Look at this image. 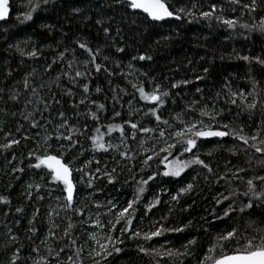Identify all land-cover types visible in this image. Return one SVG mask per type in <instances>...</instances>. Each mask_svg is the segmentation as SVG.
<instances>
[{"label": "rangeland", "instance_id": "obj_1", "mask_svg": "<svg viewBox=\"0 0 264 264\" xmlns=\"http://www.w3.org/2000/svg\"><path fill=\"white\" fill-rule=\"evenodd\" d=\"M227 1L235 3L238 7L237 9H241L242 13H239ZM166 2L169 8L178 15L189 16L187 11H191L195 13L196 17L195 9L198 7L196 0H166ZM210 2L209 8H198L200 13L211 11L212 5H215V13L218 17H221V21L223 19L234 20L237 24H241V28H246L245 25L247 23L249 27L258 26L261 19L264 18V0H255L254 11L251 8L244 7V5H252L253 0H239V2H234V0H210ZM32 3L33 0H11L12 21L18 24L21 23ZM90 7L93 6L91 5ZM181 8L186 9V12L180 13L179 9ZM81 10L84 11L83 9ZM89 11L93 14L95 13L94 9ZM89 11H80V14L92 16L87 14ZM241 16L247 23L240 20ZM189 17L193 19L192 16ZM97 18L98 26L103 27L105 21L100 19L101 16H97ZM177 21L169 20L168 25L162 32L154 33L143 43L139 42L141 43L139 47L132 44L123 57L114 55L110 50L113 46L115 47V43L118 40H121L120 34L116 32L110 36L108 32L105 33L104 31L106 27L101 28L103 34L100 40L93 41L86 37L85 34L79 33L77 35L79 36L78 43H87L88 47L90 46L94 51L95 60L98 59L99 64L105 65L109 69L108 72L114 75H124L125 79L130 80L133 84L143 82L150 91L156 85L160 86L161 91L167 89L178 91L183 84H179L178 87H172V85L183 81V79L181 76L172 73L170 68L158 69L155 66L158 62V57L155 58L152 65L140 64L136 59H133V57H136L138 48L143 47L142 49L146 52L150 50L156 52V45L160 47L168 46V49H171L173 46L171 43L173 33L177 30ZM168 30L171 31L169 32ZM9 31L6 26L0 27L2 51L5 54H9L14 49L18 53H23V34L15 35L12 39L8 37ZM231 35L232 31L228 28L222 32L224 39H229ZM108 36L111 38H106ZM235 52L236 50H232V54ZM74 54L61 55L69 83L53 87L55 93L48 96L42 107L45 123L38 126L36 130H32L30 125L33 123L32 118L37 107L35 104H29L24 107V118L29 121V126L23 133L29 144L24 153L25 158L21 163L26 166L29 172L22 181L15 205L16 208H14L15 211L17 208L26 210L27 218L24 223L18 217L8 216V205L6 207V202L3 200L8 198L10 194V173L8 167L12 163H16L17 157L10 152H6L7 149L3 147L5 144L12 145L14 138L0 135V241L4 240L5 242L8 239L11 242V244L4 246L6 252L3 248H1L2 250L0 249V264H95V261L98 260L100 264H146V261L133 251L136 247L138 251L140 247L150 249V252L154 254L156 252L151 250H157L160 253L159 256L173 259L174 264H200L207 254V250L217 243L216 237L226 230L233 229L231 227L228 229L225 227L217 229L214 232V240L201 244L197 261L192 259V247L200 236L198 217L199 215L203 216L204 213L192 215L188 212L194 205L199 204V199H202L201 187L198 182V175L203 167L202 165H196L188 169L179 177L165 176L158 185L151 187L143 198L133 205L135 212L129 217L132 220L131 225L128 226L131 229L130 231L124 232L121 236L120 230L126 226L125 221L121 220L119 224L115 223L119 211L137 196L133 194V187L138 186L142 180H146L151 175L146 169L147 164L156 157L161 149L174 144V141L175 143L177 142V138L173 133L184 127L181 121L195 120L191 116L183 118V110L174 106L175 97L179 96L183 90H181V93H170L165 98V103L160 110L161 119L153 122L155 127L157 126L160 131L166 134L165 139L161 142L159 137L149 138L144 134H138L137 130L132 129L131 124L127 123V121H132L134 110L128 104L122 102L116 85H114V88L111 87L109 91L103 92L100 89V84L95 82L90 88L89 93L92 94L91 96H88V92H84V85H87V82L94 78V69L92 64L88 62L89 59L86 55L83 54L81 56L78 52ZM241 54L250 56L248 48L241 51ZM3 61V63H0L1 69L8 64V57L4 56ZM70 64L71 67H69ZM76 71L85 72L86 74L83 77H76ZM73 77L75 78L74 82ZM31 78V84L33 88H36L35 90L42 91L47 85L41 77ZM262 81L264 86V77ZM226 85L230 91L231 100H236L234 106L245 107L248 103L257 102V93L254 87L248 83L244 81L233 82V79L227 77ZM97 88L100 89L99 92L96 91ZM69 91L71 95H68ZM233 92L237 95L232 96L231 93ZM5 93V87L0 83V117L6 115V111L1 105L6 96ZM241 93L246 99L241 97ZM101 95L102 97H100ZM60 97L66 98L69 102H73L72 105L76 106L82 105L81 100L85 102L87 97H93L96 100L107 103L109 120L124 123L128 139L121 140L118 137H112L106 142L108 145L106 146L107 151H94L85 136L84 125L61 109L58 100ZM59 112H63L67 119V125L63 128L60 127L61 117ZM117 112L120 113L119 116L116 115ZM77 113L81 114L83 111L78 109ZM165 120L168 121L167 124L163 123ZM205 122L207 123L208 119ZM225 123L237 131L242 129L241 135L247 137L258 136V140L252 141L250 139L249 142L255 143L259 147H264V144L260 143V140H264V135L261 133V124L259 122L255 123L252 119H243L237 115L236 118H228ZM62 136H72L73 141L78 140L79 142L75 147L65 151L68 148L69 141L57 139V137ZM61 145H64L65 148H61ZM194 150L193 153L200 155ZM180 151L181 148L178 151L179 154ZM61 153H63V161L73 169L75 192L71 207H66L67 193L62 191L63 186L58 182L52 181L48 172L32 169L36 156L46 154L59 156ZM193 153H187L186 156H193ZM149 156L153 158L147 160ZM182 157L184 158L185 155ZM146 160L147 163H145ZM160 161L161 158L156 160L154 164L158 165ZM76 169H82V171H76ZM122 178H125L130 185L131 191L129 193L126 191L127 187L122 182ZM90 180L91 187H89ZM113 183H117L115 189H113ZM188 184L193 185L192 190L187 193L180 192V189L185 188ZM173 196H178V199L174 200ZM161 198H163L170 213L180 216L176 223L173 220L163 219L162 216L159 217L155 215V212L148 210V206L152 205L156 199ZM201 207L205 211L204 205ZM33 221H37L36 229L27 236L28 240L26 245L23 246L26 239L21 241L20 229L25 231V223L31 225ZM157 222L164 224L165 227L184 228V231L181 232L182 236H177L179 232H167L159 237H153L151 240H145L144 235L155 231L159 226ZM113 227L115 231H111ZM135 232H139L140 236H135ZM109 235L113 238L120 237L123 240L122 244H117L122 251L118 254L113 253L107 260H101L100 257L96 256V252L99 251V243L97 241L106 243V237ZM193 240L195 243L190 244L189 241ZM237 240L239 244L236 243ZM246 240L248 239L237 235L235 239L223 242V251L227 254H232ZM169 250L174 255L169 256ZM220 251L221 249L217 247L215 255H219Z\"/></svg>", "mask_w": 264, "mask_h": 264}, {"label": "trees", "instance_id": "obj_2", "mask_svg": "<svg viewBox=\"0 0 264 264\" xmlns=\"http://www.w3.org/2000/svg\"><path fill=\"white\" fill-rule=\"evenodd\" d=\"M196 2L198 5L195 9L196 17L190 19L189 16L181 15V19L177 21V30H175L176 33H173V40H171L172 48L168 49V46L160 47L156 45V52L153 50L146 52L142 49L143 47L138 48L136 51L137 62L152 65L155 58L158 57V62L155 65L158 69L170 68L175 75L181 76L183 80L190 81L186 85H181L178 91L165 90L169 93H181V90H183L179 96L175 97L174 101L175 108L183 110V118L191 116L195 120L203 119L206 121L208 117L200 116V110L207 106L209 110L214 108L221 112L217 117L220 124H224L228 118H236L238 115L243 119H252L255 123L259 122L261 133L264 135V86L262 81L264 64L258 63L255 59L259 57L264 60V32L259 27H249L242 16L240 20L247 23L248 27L246 28H241V24L237 23L233 27H229L223 21L217 19L218 15L216 13L212 17L205 18L200 15L198 8H209L211 5L210 0H196ZM227 3L238 10L239 13H242L241 9H237L235 3H229L228 1ZM91 5L93 7H90ZM75 9H79L81 12L94 9L95 13L89 11L87 14L92 16H84ZM29 12L33 17L31 21L23 19L18 24L12 21L11 14L8 21L0 24V27L6 26L10 30L9 38L13 39L15 35L23 34V53H18L13 49L11 53L5 54L0 44V63L4 62V56L9 59L6 67L0 68V83L6 91V96L1 104L6 111V115L0 117V135H7L19 141L18 144H12L6 150V152H10L17 157V164L12 163L8 167L10 194L8 198L3 200L7 201L8 216L18 217L23 223L27 218L26 210L15 211L14 208H16L15 205L22 181L29 172L26 166L21 163L25 158L24 153L29 144L23 133L29 126V121L24 118V107L29 104H35L37 107L32 118L33 123L30 125L32 130H36L38 126L45 123L42 113L44 102L48 99V96L55 93L54 86L69 83L61 55H75L74 53L78 52L81 56L86 55L90 61V54L79 47L80 42L78 43L79 36L77 35L83 33L93 41L100 40L103 34L101 28L106 27L110 36L116 32L120 34L121 40H118L115 47L113 46L110 50L114 55L123 57L132 44L139 47V44L141 45L148 37L156 32H162L168 25V21L153 22L144 14L126 9L117 0H47V3H45V0H33L26 14ZM97 16H101L100 19L105 21L103 27L98 26ZM241 21L240 23H242ZM227 28L232 31V35L229 39H224L222 32ZM110 36L106 38L110 39ZM119 47L124 48V52H118L117 48ZM247 48L250 59L244 60L242 57L245 55L241 54V51ZM34 50L37 51L36 57L29 55ZM232 50L238 52L232 54ZM153 53H156V55ZM140 55L151 56L152 59L139 60ZM84 58L86 59V57ZM95 63L99 64V60H95ZM91 64L94 69V78L87 82L88 96L92 95L89 92L95 82L100 84V89L103 92L109 91L111 87L114 88V85H116L122 102H125L134 110L131 123L138 125L136 129L138 134H144L149 138L159 137L160 141L163 142L166 134L163 137L160 136V129L153 124L156 117L149 112L150 108L155 107L157 115L160 116L162 106L141 99L137 90L138 87H144L147 92H151L146 84L143 82L133 84L130 80H126L124 75L118 76L108 72L109 69L102 64V69L106 70L96 72L95 64ZM55 68L57 69L55 70ZM205 68L208 69L207 72L204 71ZM198 76L202 79H197ZM31 77H41L47 85L42 91L35 90L36 88H33L31 84ZM227 77L233 79V82L244 81L254 87L257 93L255 108L237 107L230 102V91L226 85ZM133 85L137 87H133ZM197 88L200 89L199 92ZM58 100L61 109L65 113L75 117L84 125L85 136L94 151L102 149L94 147L90 138L92 136H102L105 147L108 146L106 142L112 137H118L121 140L128 139L124 123L109 120L107 103L93 97H87L86 101L79 106L72 105L73 102H69L64 97H60ZM193 102L197 103L194 104V107H190ZM101 104L104 105L102 109L99 107ZM78 109H81L83 113L78 114ZM93 114L98 116L99 119H93ZM34 124H38V126L34 127ZM109 125L123 126L124 131L121 133L117 129L109 132ZM97 128L100 130L99 133L96 132ZM142 128L154 129V131H141ZM174 144L176 147L171 149L172 155L169 156V161L178 156V151L181 148L179 143L174 141ZM251 145L252 143L249 142L246 145L233 136L198 141L199 151L197 152L196 149L194 151L200 154V159L208 164L212 171L209 172L202 167L199 172L198 182L201 187L202 199H199V204L194 205L188 212L192 215L204 213L203 216L198 214L200 236L192 247V259H196V261L199 258L201 244L214 240V232L217 229H223V227L226 229L235 228L237 230L236 236L239 235L247 239L256 237L255 242H259L260 237L264 236V203L254 201L251 209H246L244 212L239 211L250 198L243 195L247 191L246 182L248 179H253L257 192H264V181L254 179L257 176H264V152H256ZM165 155H167V152L160 150L156 157L147 164V171L151 175L155 174V179L149 180L146 185L140 183L138 186L133 187V194L135 195H137L138 188H144V192L139 195V199H142L151 187L158 185L165 177L162 174L166 170L165 164L161 162L158 165L154 164L156 160L162 159ZM184 155V158L180 157L182 160H190L193 157L186 156L187 153H184ZM36 163L38 161L35 158L32 169L48 172L44 166L39 169L35 168ZM196 165H191L185 171ZM236 177H239V179ZM122 182L129 193L131 191L130 185L125 178H122ZM59 184L63 186L61 183ZM116 184H112L113 189H115ZM233 193H236V195H233ZM224 197H228V199H224ZM161 199H159L160 203L152 207L151 211L159 217H166L169 221L173 220L176 223L180 216L170 213L163 198ZM218 201L221 202L218 203ZM229 204H233L236 210L231 212L228 217L217 219L218 216L223 217V212ZM202 205H204L205 211H203ZM25 224V231L20 229L21 241L26 239L23 246L26 245L27 236L36 229L37 221H33L31 225L29 223ZM177 236L181 237V232ZM21 241L19 240V242ZM8 244H11L8 239L5 242L4 240L0 241V249L3 248L5 251L4 246ZM133 251L139 257L141 256L146 264H174L173 259L161 257L151 252L145 254L138 251L137 247Z\"/></svg>", "mask_w": 264, "mask_h": 264}, {"label": "snow or ice", "instance_id": "obj_3", "mask_svg": "<svg viewBox=\"0 0 264 264\" xmlns=\"http://www.w3.org/2000/svg\"><path fill=\"white\" fill-rule=\"evenodd\" d=\"M126 9H131L133 12H136L138 14H144L147 18H149L152 21H165L168 18H175V19H181V16L178 15L175 11L170 10L166 0H118ZM234 2H239V0H234ZM45 3H47V0H45ZM246 8H251V10H255V0H253L252 5H244ZM216 6L212 5L211 11H204L201 12L200 15L209 18L212 17L215 13ZM35 11V9H33ZM75 11H79V9H75ZM10 12L9 7V0H0V21L5 20ZM180 13H185L186 9H179ZM187 15L192 16L195 18V13L191 11H187ZM25 20L31 21L33 19L31 12L27 13L24 17ZM217 19H221V17H217ZM223 23L228 25L229 27H233L235 25V21L231 19H223ZM245 27H248L245 25ZM253 27H259V29L264 32V18L261 19L259 25H253ZM105 33L108 32V29H104ZM79 47L81 49H85L91 56L89 63L95 64V71L100 72L102 70L101 64L95 63V54H93V50L88 47L87 43H79ZM98 51V50H97ZM118 52H124V48L119 47L117 48ZM30 56L36 57L37 51H32L29 53ZM133 59H137V57H133ZM139 60H151V56H145L140 55L138 57ZM244 60H249L250 58L248 56L242 57ZM258 63L264 64V60H261L259 57L255 58ZM71 67V64L69 65ZM205 72L208 71L207 68L204 69ZM86 73L81 71H76L75 76L76 77H83ZM73 82L75 81V78L73 77ZM197 79H202V77H197ZM190 81L183 80L178 82L177 84H173L172 87H178L179 84H188ZM133 87H137L136 85H133ZM138 92L140 93V98L151 102L153 104H158L160 106H163L165 103V98H167L170 93L168 91H161L160 86L156 85L154 86L153 90L151 92H147L144 87H138ZM97 92L100 91L99 88L96 89ZM197 91L199 92L200 89L197 88ZM84 92H88L87 85H84ZM68 95H71V92L69 91ZM232 96H236V93H231ZM242 98L243 93L240 94ZM246 99V98H245ZM232 104H236V100L232 99L230 101ZM58 103V101H57ZM81 103H84L83 100H81ZM197 102H193L190 107H194V104ZM99 107L102 109L104 105H99ZM256 107V102L248 103L247 108L253 109ZM149 112H151L152 115L156 117L157 121H160L161 117L157 115V109L150 108ZM221 112L217 111L216 109H207V106H205L203 109L200 110V116L208 117V122L206 123L203 119L194 120V121H188L184 122L181 121L182 124H184V127L181 130H177L173 133V135L177 138V143L181 145V151L178 156H176L173 160L169 161V156L172 155L171 149L175 148V144L168 145L167 148L161 149V151L167 152V155H165L161 159V163L165 164L166 170L162 173L164 176H173V177H179L187 168H189L193 164L202 165L205 169H207L209 172L212 171V169L209 167L208 164H206L202 159H200V156L196 153H193V150L196 149L197 152L198 149V141L202 140H208L211 138H223L228 136H233L235 138H238L239 140L243 141L244 144H248L249 140L256 141L259 139L258 136H252L247 137L244 135H241L240 132H242V129L237 131L236 129L230 128L229 124L224 123L220 124L217 120L218 115H220ZM117 116L120 115V113H116ZM59 116L61 117V124L60 127H65L67 125V119L65 117V114L63 112H59ZM93 119H99L98 116L93 114ZM127 123L131 124L132 129H137L138 125L135 123H131L130 121H127ZM163 123L167 124L168 121H163ZM38 126V124L33 125ZM119 130L121 133H123L124 128L123 126L118 125H109L108 131H115ZM141 131L150 132L154 131V129H148V128H142ZM99 128L96 129V132L99 133ZM164 132H160V136H164ZM93 141V145L95 148L102 149L107 151V148L105 147V144L102 142V136L96 135L90 137ZM57 139H65L69 141L68 148L65 149V151L69 150L71 147H75L76 144L79 142L73 141L72 136H62L57 137ZM13 144H18L19 141L13 140ZM261 144H264V140H260ZM255 148L256 152H264V147H258L255 143L251 145ZM4 148L11 147L10 144L3 145ZM61 148H65L64 145L60 146ZM110 147V145H109ZM184 153H193V157L190 160H182L180 157L183 156ZM211 154V153H209ZM153 157L149 156L147 160H151ZM36 159L38 163L34 165L35 168H41L44 166L48 170V174L51 177V180L54 182H59L63 185L62 191L67 193L66 196V207H71L73 198H74V192H75V185L73 183L72 177V171L73 169L70 167L69 164L63 162V153H61L59 156L57 155H38L36 156ZM147 160L145 163H147ZM22 171V169H21ZM76 171H82V169H76ZM99 171V169H97ZM239 179V177H236ZM155 179V174L149 176L146 180H142L140 183L146 185L149 180ZM223 179V177H221ZM254 179L264 181V176H257ZM247 191L243 193L245 197H250L248 202L244 204L239 211L244 212L246 209H251L253 207V202H261L264 203V192H257L256 191V185L253 181V179L247 180ZM31 187V185H29ZM39 187V186H37ZM89 187H91V180L89 181ZM193 188L192 184H188L185 188L180 189V192L187 193L191 191ZM144 192V188L140 187L137 190V196L132 200L129 201L127 206L121 209L118 213V216L115 220V223L119 224L121 220L125 221V227L121 228L120 235L122 236L124 232L130 231V226L132 223V220L129 218L132 213L135 212V208L133 205L135 203H138L139 201V195ZM233 195H236V193H233ZM42 199V197H41ZM173 199H178V196H173ZM224 199H228V197H224ZM5 202H7L5 200ZM221 201H218V203ZM159 199H156L152 205L148 206V210L150 211L152 207L159 204ZM131 210V211H130ZM235 207L233 204H229L228 207L223 212V217H217V219H223L224 217H228L231 212L235 211ZM17 211H22V209H17ZM111 211V209H109ZM82 214V213H81ZM127 214V215H126ZM163 219H166L163 218ZM111 223V222H110ZM159 224V222H157ZM111 231H115V228L113 227ZM184 231V228L181 227H165L164 224H159V226L156 228L155 231H152L151 233H146L144 235L145 240H151L153 237H159L167 232H182ZM236 229L233 228L232 230H226L223 233L219 234L216 237L217 243L210 247L207 250V254L204 256V259L200 262V264H264V236H261L259 239V243H256V237H253L252 239H248L245 241L243 245L240 246L239 249L234 250L233 254H227L223 251V242H227L230 240L235 239L236 237ZM135 236L139 237L140 233L135 232ZM95 238V237H94ZM99 243V251L96 252V256L100 257L101 260H107L109 256H112L113 253H120L122 249L117 246V244H122L123 240L120 239V237L113 238L111 235L106 237V243ZM190 244H194L195 241H189ZM237 244H239V241H236ZM111 245V247H109ZM219 247L221 249L219 255H215L216 249ZM62 250V249H61ZM139 251L145 254H150V249H146L144 247H140ZM155 251L157 255H160V253L157 250H151ZM168 255L172 256L174 253L169 250ZM95 264H100V261H95Z\"/></svg>", "mask_w": 264, "mask_h": 264}, {"label": "water", "instance_id": "obj_4", "mask_svg": "<svg viewBox=\"0 0 264 264\" xmlns=\"http://www.w3.org/2000/svg\"><path fill=\"white\" fill-rule=\"evenodd\" d=\"M93 1H102V0H93ZM118 1V0H117ZM9 7H10V12H9V15H8V17L5 19V20H2V21H0V24H2V23H4V22H6V21H8L9 19H10V17H11V14H12V8H11V0H9ZM171 10V9H170ZM169 20H179V19H175V18H168V19H166L165 21H169ZM152 21V20H151ZM165 21H153V22H165ZM52 155V154H51ZM64 162V161H63ZM65 163V162H64ZM71 179L73 180V172H72V177H71ZM233 254V253H232Z\"/></svg>", "mask_w": 264, "mask_h": 264}]
</instances>
